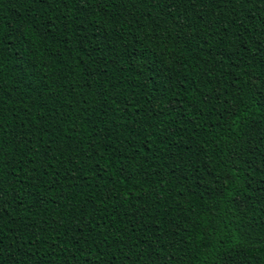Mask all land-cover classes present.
Segmentation results:
<instances>
[{
	"label": "trees",
	"instance_id": "obj_1",
	"mask_svg": "<svg viewBox=\"0 0 264 264\" xmlns=\"http://www.w3.org/2000/svg\"><path fill=\"white\" fill-rule=\"evenodd\" d=\"M258 41L264 0H0V264H264Z\"/></svg>",
	"mask_w": 264,
	"mask_h": 264
},
{
	"label": "snow or ice",
	"instance_id": "obj_2",
	"mask_svg": "<svg viewBox=\"0 0 264 264\" xmlns=\"http://www.w3.org/2000/svg\"><path fill=\"white\" fill-rule=\"evenodd\" d=\"M61 2L64 3L65 7H67L69 4H73L74 5L77 2V0H61ZM230 2L236 3V2H238V0H230ZM258 43H264V41H258ZM156 99H157V101H162L164 99V97L161 96V97H157ZM170 106L174 108L176 105L175 104H171ZM151 110L159 111V108H158V106H157V104L155 102H153ZM161 114H163V113H161ZM73 130L75 131L76 129H73ZM2 151H3V146H2V144H0V152H2ZM89 159H91L90 155H89ZM121 163H123V162H121ZM100 171L103 173V172H106L107 169L106 168L105 169H101ZM118 175L120 177H124V178L129 179V181L131 179H134V177L130 176L123 168H121V170L119 171ZM75 178L76 177H73V179H75ZM103 178L105 180H107L106 176L103 177ZM119 183H120L119 179H115V180L112 181V185L110 187H107V186H102V187L105 188L106 193L111 194V193H115V192L118 191ZM37 264H38V262H37Z\"/></svg>",
	"mask_w": 264,
	"mask_h": 264
}]
</instances>
